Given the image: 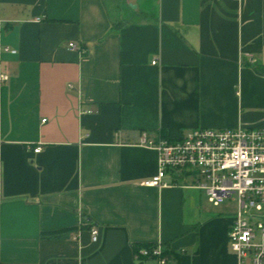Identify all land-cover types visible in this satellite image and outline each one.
<instances>
[{"label": "crops", "instance_id": "0c3cea01", "mask_svg": "<svg viewBox=\"0 0 264 264\" xmlns=\"http://www.w3.org/2000/svg\"><path fill=\"white\" fill-rule=\"evenodd\" d=\"M0 76V264H237L140 142L264 128V0H0Z\"/></svg>", "mask_w": 264, "mask_h": 264}, {"label": "built area", "instance_id": "2783aa9c", "mask_svg": "<svg viewBox=\"0 0 264 264\" xmlns=\"http://www.w3.org/2000/svg\"><path fill=\"white\" fill-rule=\"evenodd\" d=\"M68 46L75 48L73 43ZM140 143L158 154L157 172L142 185L174 186L195 175L202 182L190 187L203 191L211 205L218 206L235 195L237 211L227 230L229 249L237 264H264V128H196L177 140L154 142L142 136ZM90 236L95 242V227ZM134 257L144 264H168L161 244L141 246Z\"/></svg>", "mask_w": 264, "mask_h": 264}, {"label": "rangeland", "instance_id": "374dc122", "mask_svg": "<svg viewBox=\"0 0 264 264\" xmlns=\"http://www.w3.org/2000/svg\"><path fill=\"white\" fill-rule=\"evenodd\" d=\"M200 179H201L200 177L192 175L186 180L181 181V184L186 186H195L198 184V181H200ZM193 192L195 193L196 198L201 200L202 205H205L212 212H217L227 217L229 216L233 217V215L237 211V203H236L237 198L235 195H233L231 198L225 199L223 203H221L220 205L213 206L207 201L206 195L204 194L203 191L195 190Z\"/></svg>", "mask_w": 264, "mask_h": 264}, {"label": "trees", "instance_id": "16d2710c", "mask_svg": "<svg viewBox=\"0 0 264 264\" xmlns=\"http://www.w3.org/2000/svg\"><path fill=\"white\" fill-rule=\"evenodd\" d=\"M88 221L89 222L87 224H88V226H90L92 221L90 219ZM83 229H85V228L83 227ZM73 231H75V229L74 228H70V229H65V230H61V231H56V232H50V233H47V234H42L41 237L44 238V239H65ZM141 246L149 248L150 244H142V245L133 244L132 245V249H133L134 254L137 253V251L139 250V248Z\"/></svg>", "mask_w": 264, "mask_h": 264}]
</instances>
